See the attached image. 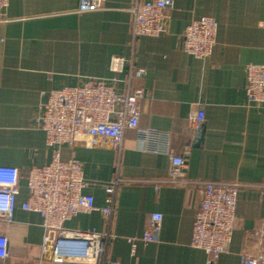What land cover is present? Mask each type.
Instances as JSON below:
<instances>
[{"label":"crops","instance_id":"crops-1","mask_svg":"<svg viewBox=\"0 0 264 264\" xmlns=\"http://www.w3.org/2000/svg\"><path fill=\"white\" fill-rule=\"evenodd\" d=\"M133 2L106 0L101 10L79 12L80 0H10L0 22V165L24 174L51 161L53 149L34 126L50 90L87 77L119 78L114 84L125 90L131 66L142 69L129 85L144 93L141 125L172 132V151L185 157L188 183H167L170 156L146 150L135 130L125 131L120 152L108 145L64 146L62 159L82 162L84 192L98 207L106 206L105 185L119 179L111 222L94 210L65 225L108 233L107 260L117 264H243L240 253L254 249L251 235L264 218V112L248 105L245 71L264 62V0H174L167 31L135 39ZM202 16L218 21L207 59L183 50L186 26ZM113 58L124 59L119 73ZM197 114L203 123L195 133L188 119ZM206 181L242 184L229 251L215 261L190 244ZM27 198L22 177L13 221L0 220L10 253L0 264H56L42 251L41 216L22 208ZM153 212L164 217L160 241L144 245L140 238ZM130 238H137L135 255ZM68 243L82 249L79 241Z\"/></svg>","mask_w":264,"mask_h":264},{"label":"built area","instance_id":"built-area-1","mask_svg":"<svg viewBox=\"0 0 264 264\" xmlns=\"http://www.w3.org/2000/svg\"><path fill=\"white\" fill-rule=\"evenodd\" d=\"M106 0H80L79 12L98 11ZM10 0H0V22ZM174 0H134L131 11L133 38L157 37L167 31V10ZM218 21L212 16L193 19L183 34V50L197 59L211 56L216 44ZM124 59L113 58L112 70L121 72ZM248 105L264 112V62L245 67ZM142 69L131 66L128 78L123 80L127 89L114 84L119 78L87 77L76 85L52 89L40 105L34 126L44 131L46 145L53 149L52 159L43 166H33L22 173L16 166L0 165V220L10 223L14 219L16 200L21 179L25 177L28 198L22 204L27 211L38 213L44 229L42 251L56 264H117L107 260L109 234L95 230L68 228L65 223L79 213L99 210L111 222L119 179L105 185L106 206L98 207L94 196L84 192L88 186L83 164L76 157L62 159L64 146L92 148L108 145L120 152L124 147L125 131L135 130L136 140L146 150L160 151L171 158L167 183L187 184L186 159L172 151V132L142 126L139 101L142 90L130 91L133 75ZM189 126L197 132L203 120L200 114L191 116ZM201 183V182H199ZM201 204L196 212L190 244L203 250L210 261L218 260L229 251L237 221V202L242 184L238 182H202ZM189 192L193 194V189ZM163 214L153 212L141 236L144 245L159 242L163 227ZM255 247L240 253L243 264H264V218L253 229ZM69 241H79L82 249L69 247ZM131 254H136L137 238H130ZM9 239L0 233V259L9 258Z\"/></svg>","mask_w":264,"mask_h":264}]
</instances>
